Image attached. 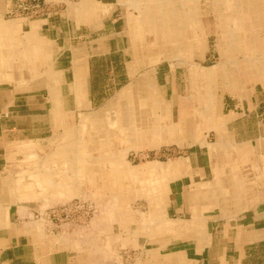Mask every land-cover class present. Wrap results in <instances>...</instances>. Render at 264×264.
<instances>
[{
    "label": "rangeland",
    "instance_id": "374dc122",
    "mask_svg": "<svg viewBox=\"0 0 264 264\" xmlns=\"http://www.w3.org/2000/svg\"><path fill=\"white\" fill-rule=\"evenodd\" d=\"M6 2L0 0V32L18 21L4 13ZM120 3L130 59L127 76L120 84H110L103 100L92 108L56 118L60 133L54 141L53 169L59 172L53 176L52 190L58 191L64 204L80 199L97 209L87 227L66 225L65 231L73 229L92 238L95 234L109 241L111 248L114 231L126 238L127 230L136 228L148 242L146 249H166L169 241L180 237L185 223L169 211L174 196L182 197L191 215L188 223L194 224L203 213L237 214L248 178L264 179V153L259 152L264 140L252 148L236 141L235 133L245 137L242 131H252L255 121L237 124L231 122L237 115H226L229 96L239 102L237 112L247 114L253 96L264 94V0ZM45 7L43 15L48 11ZM197 18L211 30L200 50L175 42L174 36L170 41L148 42L153 38L149 31L164 30L168 19L178 30L182 20L186 24ZM239 20L243 25L237 36L234 22L240 24ZM222 25L235 31L225 35ZM8 35L0 34V51H6L8 60H16L20 55L15 51L19 53L21 47L15 41L18 35ZM74 41L72 45L80 40ZM26 57L30 60L33 52ZM245 100L248 109L241 105ZM166 111L171 121L165 118ZM225 118L223 126L216 122ZM34 149V145L27 149L29 160L37 158ZM51 187L44 185L45 190ZM47 201L41 210L53 206ZM122 249L126 256L133 254Z\"/></svg>",
    "mask_w": 264,
    "mask_h": 264
},
{
    "label": "crops",
    "instance_id": "0c3cea01",
    "mask_svg": "<svg viewBox=\"0 0 264 264\" xmlns=\"http://www.w3.org/2000/svg\"><path fill=\"white\" fill-rule=\"evenodd\" d=\"M44 2L46 14L18 19L22 22L6 25L8 30L0 32L5 37L17 34L15 41L21 46L19 53L15 51L20 55L16 60H8L6 51H0V264H264V179L256 176L248 178L245 201L237 214L203 213L198 223L189 224L190 211L182 197L170 198L169 211L185 223L177 234L180 237L165 244L166 249H146L148 242L136 228L127 230L126 238L113 229L109 248V241L95 234L80 236L73 229L65 231L66 225L37 219L46 199L52 207L65 203L52 190L53 176L59 172L53 169L54 141L60 133L56 118L103 100L110 84L125 79L130 62L121 0ZM238 22H234L237 36L243 25ZM184 23L176 30L168 19L164 30L151 28L153 38L148 37V42L170 41L174 36L175 42L200 50L211 30L199 18ZM223 30L228 35L234 29L223 26ZM76 39L80 41L72 45ZM28 51L34 55L30 60ZM108 72L112 78L106 77ZM257 93L254 99L250 96L252 109L247 114L237 112L240 105L233 97L226 104V115H237L231 122L255 121L252 131H242L245 137L235 133L237 142L250 143L251 148L264 140V94ZM241 105L249 108L247 100ZM165 118H171L170 111ZM226 120L216 122L223 126ZM262 143L259 152L264 153ZM30 145L35 147V160L28 159ZM50 183L52 187L45 190ZM122 248L133 254L126 256Z\"/></svg>",
    "mask_w": 264,
    "mask_h": 264
},
{
    "label": "built area",
    "instance_id": "2783aa9c",
    "mask_svg": "<svg viewBox=\"0 0 264 264\" xmlns=\"http://www.w3.org/2000/svg\"><path fill=\"white\" fill-rule=\"evenodd\" d=\"M5 14L8 19H31L43 15L46 9L44 0H7ZM97 209L90 201L71 200L59 207H51L37 212V219L54 225L87 227Z\"/></svg>",
    "mask_w": 264,
    "mask_h": 264
},
{
    "label": "bare ground",
    "instance_id": "6f19581e",
    "mask_svg": "<svg viewBox=\"0 0 264 264\" xmlns=\"http://www.w3.org/2000/svg\"><path fill=\"white\" fill-rule=\"evenodd\" d=\"M17 19H19V18H17ZM12 20H15V19H12ZM2 26V25H1ZM6 31V30H5Z\"/></svg>",
    "mask_w": 264,
    "mask_h": 264
}]
</instances>
